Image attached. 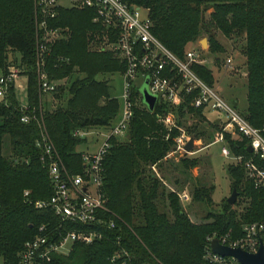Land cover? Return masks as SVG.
<instances>
[{
	"label": "trees",
	"instance_id": "1",
	"mask_svg": "<svg viewBox=\"0 0 264 264\" xmlns=\"http://www.w3.org/2000/svg\"><path fill=\"white\" fill-rule=\"evenodd\" d=\"M123 1L146 8L153 22V33L179 57L184 56L186 44L202 34L208 38L209 50L223 49L216 29L226 36L243 35L247 78V106L243 115L264 136V0ZM94 14L95 9L90 6L58 5L56 14L46 17L49 26L69 33L47 41L49 51L44 64L50 80H63L52 92L64 103L41 110L42 92L35 58L36 45L42 37L38 27L43 17L41 4L39 0H0V70L7 72L13 65L26 76V100L35 108L71 172L81 171V151L76 146L87 141V137L75 134L74 130L106 128L119 112L108 80L97 75L122 73L125 63L106 51L88 49L87 31L103 28L93 20ZM112 32L109 30L114 39ZM192 67L211 84L212 73L205 65L194 62ZM195 94L194 91L184 95L178 105L180 115L191 112L204 117L203 109L209 107L191 104ZM131 99L136 104L128 138L119 141L112 136L103 159L102 188L116 226H97L103 233L101 238L91 243L75 241L68 252H53L49 259L37 264H223L204 256L208 236L219 238L226 233L234 239L243 234L244 222L264 219V185H256L246 175L245 164L235 163L227 166V172L231 186L237 189L234 205L242 204L241 209L225 202L221 211L208 210L200 222L192 221L181 207L176 190L169 189L166 193L155 173L146 172L148 165L163 159L179 133L176 126L168 129L159 118L170 104L157 98L154 108L149 109L136 86L131 90ZM19 104L15 89L10 86L6 97L0 100V264H19L25 240L36 235L40 224H47L50 239L56 241L68 229L83 227L76 222L58 226L59 217L51 208L33 206L32 200L49 197L53 190L41 160L42 150L35 144L39 125L36 121L20 120ZM215 119L216 125L219 116ZM6 136L9 153L4 152ZM236 136L228 139L231 151L242 154L244 159L253 157V152L247 151V137L239 132ZM253 159L262 165L259 158ZM180 161L184 169L196 163L188 157ZM213 188L196 185L192 197L208 203ZM24 190H28L27 195ZM165 194L164 204L169 206L172 217L159 208Z\"/></svg>",
	"mask_w": 264,
	"mask_h": 264
},
{
	"label": "built area",
	"instance_id": "2",
	"mask_svg": "<svg viewBox=\"0 0 264 264\" xmlns=\"http://www.w3.org/2000/svg\"><path fill=\"white\" fill-rule=\"evenodd\" d=\"M41 4L42 19L38 27L42 30V37L36 45V73L40 91L52 92L57 88V81L48 78L45 70V56L49 51L47 41H54L62 37V29L49 26L47 16L56 14V7L62 5L58 0H39ZM71 5L77 7L90 6L95 9L93 20L101 23L115 38L111 41L112 50L118 58L125 63L123 76V105L116 122L109 124L106 131L88 128L74 130L81 137L94 133L102 136L99 146L94 151H81L82 169L79 172L68 171L56 151L50 136L43 123L30 107L27 100L20 101V120L22 122L36 121L39 125V136L35 144L42 150L41 160L44 163L52 185L49 197L32 200L35 208H51L59 217L58 226L64 223L82 224L79 227L68 229L59 240L50 239V230L47 224H40L38 232L32 238L26 239L19 253V264H37L40 260L49 259L53 252L69 251L75 241L91 243L102 237L103 233L97 226L115 227L114 213L107 205V197L103 191L104 166L103 159L110 146L112 136L123 135L133 116V107L136 104L131 99V90L136 86L135 80L141 77L147 80L148 90L164 101H182L187 93L196 92L191 104L205 105L220 113L222 131L218 140L224 139L223 132H239L247 137L253 153L262 161L258 166L252 160L247 165L248 176L264 185V136L261 130L253 126L234 107H231L212 87L205 82L193 69L194 62H200L198 53L193 49L185 51L183 57L173 53L153 33V22L147 9L123 0H71ZM70 5V6H71ZM229 60V59H228ZM21 72L17 66H9L7 72L0 74V95L5 98L10 86L15 88ZM23 75V74H22ZM25 76V75H24ZM42 110L43 105L40 103ZM178 139L179 148H184L182 136ZM221 152L228 155L229 148L222 146ZM26 161L28 159L26 158ZM256 183V181H255ZM28 194V190H24ZM185 198V194L180 195ZM243 234L240 238L230 239L228 235L219 237V241L231 246H240L249 251H256L260 242L264 248V219L245 222L242 224ZM208 236L205 257L211 261L223 264L240 263L233 256H223L212 251ZM241 264V263H240Z\"/></svg>",
	"mask_w": 264,
	"mask_h": 264
},
{
	"label": "rangeland",
	"instance_id": "3",
	"mask_svg": "<svg viewBox=\"0 0 264 264\" xmlns=\"http://www.w3.org/2000/svg\"><path fill=\"white\" fill-rule=\"evenodd\" d=\"M58 2L64 6L71 5V0H58ZM102 26L103 28H92L87 31L86 40L88 49L95 52L106 51L113 57L120 60L111 48V41L113 39L111 38L108 29L104 27V25ZM61 32L63 35L62 37H66L69 33L67 30H62ZM215 35L223 46V49L209 50L208 38L205 34H202L200 38L188 42L185 46V51L193 49L198 53V59L200 61L198 63L205 65L212 73V82L210 85L214 87L216 92L231 107H234L242 116H244L243 112L247 106L246 58L243 51L245 43L244 36H226L218 29L215 30ZM202 37L206 38V45H202L200 41ZM1 72L2 71L0 70V74ZM97 77L108 80L110 84V94L117 99L119 104V112L116 117L110 121L111 124L112 122L117 121L122 109L123 76L120 71H116L113 73H100ZM58 83H63V80L58 81ZM135 83L136 88L140 91V93H142L141 91L146 85L145 80L138 77L135 80ZM14 89L19 101H25L26 76L22 74L18 76ZM1 99L0 95V100ZM41 101L44 102V104L41 102L43 109H52L59 103H64V100L56 97L54 92L43 93ZM137 103L138 105H141L139 101ZM180 103L181 101L178 100L169 102L170 105L166 108L164 113L159 115V118L163 121V124L168 127V129L176 126L179 133L174 136V142L163 159L158 163L148 165L146 167V172L152 171L155 173V175L162 182V185L165 187L166 193L169 189H175L178 193L179 203L183 210L192 219V221L200 222L208 210L219 212L222 210L224 203L227 202V197L232 191L231 178L227 172V166L229 164H245L246 175H248L246 163L249 160H252L258 166L262 165H259L253 159L254 157H257L254 153L253 157L244 159L242 154H237L236 152L231 151L228 139L237 137V133L225 131L223 132L224 139L218 140V135L222 131L223 127L222 121L217 120L216 125L213 124L215 117L220 115L218 111L203 109V118L191 112H186L184 115H180L178 110V105ZM178 120L181 121L180 124L177 123ZM92 129L96 130V128ZM99 129L106 131L105 127H99L98 130ZM194 132H197L198 134L194 135ZM226 133L227 136L225 135ZM93 136L94 138L91 142L82 141L76 146V149L78 151H94L97 149L102 136L98 133H94ZM180 136H182V143L189 137L194 136V143L191 151H186L184 148L178 147L179 142L177 138ZM127 138L128 129L123 135L118 137V140L124 141ZM222 146L229 148L228 155H224L221 152ZM9 147V138L6 136L4 144L5 153H9ZM182 157H188L190 160L195 159L196 163L187 169H184L180 163ZM255 181L256 185H263L258 183L256 179ZM200 184L214 186L211 193V201L208 203L195 200L192 197V190L194 186ZM182 194L186 195L185 198H181L180 195ZM237 197L238 194L236 199ZM164 200L166 201V194L163 196V200L159 202V208L160 210L167 211V213L171 216V210L167 204H164ZM232 204L234 205V203ZM241 205H234V207L241 209ZM222 235L228 234L225 233ZM241 236L242 235L234 239L240 238Z\"/></svg>",
	"mask_w": 264,
	"mask_h": 264
},
{
	"label": "water",
	"instance_id": "4",
	"mask_svg": "<svg viewBox=\"0 0 264 264\" xmlns=\"http://www.w3.org/2000/svg\"><path fill=\"white\" fill-rule=\"evenodd\" d=\"M202 45H206V38L202 37L200 39ZM146 85L142 89L143 101L146 103L149 109H153L156 103V94L151 93L147 87V80H145ZM194 143V136L189 137L184 143V149L186 151H191V148ZM247 151L251 152L252 147L250 144L247 145ZM237 196V189L235 186L232 187L231 194L227 197V202L232 204L234 203ZM210 247L212 251L219 253L223 256H233L241 264H264V248L262 243L256 251H249L240 246H231L219 241L217 237H213L210 240Z\"/></svg>",
	"mask_w": 264,
	"mask_h": 264
},
{
	"label": "crops",
	"instance_id": "5",
	"mask_svg": "<svg viewBox=\"0 0 264 264\" xmlns=\"http://www.w3.org/2000/svg\"><path fill=\"white\" fill-rule=\"evenodd\" d=\"M41 100H42V96H41ZM42 102V101H41ZM43 104H44V102H42ZM210 109V108H209ZM112 123H114V122H112ZM101 127V126H100ZM99 127H97V129H98ZM87 141L88 142H91V135H88V137H87Z\"/></svg>",
	"mask_w": 264,
	"mask_h": 264
}]
</instances>
